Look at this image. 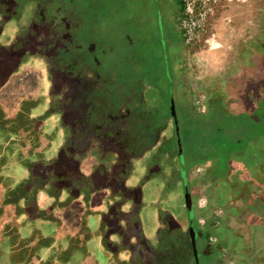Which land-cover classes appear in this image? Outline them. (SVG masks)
Segmentation results:
<instances>
[{"label": "flooded vegetation", "instance_id": "obj_1", "mask_svg": "<svg viewBox=\"0 0 264 264\" xmlns=\"http://www.w3.org/2000/svg\"><path fill=\"white\" fill-rule=\"evenodd\" d=\"M179 1L115 0L109 33L80 0H0V168L23 164L0 172V264H264V23L193 89ZM30 64L34 116L1 101Z\"/></svg>", "mask_w": 264, "mask_h": 264}, {"label": "rangeland", "instance_id": "obj_2", "mask_svg": "<svg viewBox=\"0 0 264 264\" xmlns=\"http://www.w3.org/2000/svg\"><path fill=\"white\" fill-rule=\"evenodd\" d=\"M80 1L83 9L89 11L90 14L110 15L111 18L108 20L109 27L106 31L110 33L113 30L115 0ZM238 2L235 5V10H229L228 7L223 6V1L216 15L208 22L205 33L188 45H185L183 41L181 63L185 69L186 78L191 82L193 89L197 82L203 86H207L210 81L218 80L219 82L221 79L228 78L229 74L238 69L239 63L244 58L245 45L258 35L259 28L264 23V0H239ZM180 17L179 11L177 16L179 28ZM33 65L30 64L26 68L22 67L19 75L8 84L9 86H5L6 91L4 94L13 93L11 99L5 96L1 98L6 110L10 109L9 107L11 106L16 110V108H20L22 105L23 109L29 113L28 102L33 99H35L38 111L44 109V99L42 98L46 94V89L40 83L43 79L42 70L40 67ZM20 84L23 87L13 92ZM197 92L198 94L193 98L196 102L203 99L205 90H198ZM21 98L26 99L23 104ZM30 115L34 116V112H30ZM3 135L0 131V155L3 153L5 155L16 153L14 148H6L8 138ZM184 150V153L188 154L189 149L186 147V144H184ZM10 158H14V156ZM22 167V163L15 164L13 161H10L5 168L3 166L1 167L2 169L0 168V172L18 173L22 170ZM2 173H0V176H2ZM2 181L0 180V203L3 198L2 192L4 191ZM1 230L0 228V235ZM2 248L5 247L3 244H0V254Z\"/></svg>", "mask_w": 264, "mask_h": 264}, {"label": "built area", "instance_id": "obj_3", "mask_svg": "<svg viewBox=\"0 0 264 264\" xmlns=\"http://www.w3.org/2000/svg\"><path fill=\"white\" fill-rule=\"evenodd\" d=\"M224 0H181L180 28L188 45L205 33L208 22L216 15Z\"/></svg>", "mask_w": 264, "mask_h": 264}, {"label": "crops", "instance_id": "obj_4", "mask_svg": "<svg viewBox=\"0 0 264 264\" xmlns=\"http://www.w3.org/2000/svg\"><path fill=\"white\" fill-rule=\"evenodd\" d=\"M238 1L239 0H224L223 6L228 7L229 10H232V9L235 10V5H236V3H239ZM263 240H264V238H263ZM249 264H250V259H249Z\"/></svg>", "mask_w": 264, "mask_h": 264}, {"label": "trees", "instance_id": "obj_5", "mask_svg": "<svg viewBox=\"0 0 264 264\" xmlns=\"http://www.w3.org/2000/svg\"><path fill=\"white\" fill-rule=\"evenodd\" d=\"M181 10V0L179 1V11Z\"/></svg>", "mask_w": 264, "mask_h": 264}]
</instances>
